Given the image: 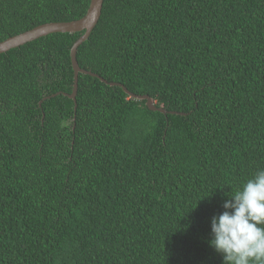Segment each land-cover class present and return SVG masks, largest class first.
<instances>
[{
    "label": "trees",
    "instance_id": "obj_1",
    "mask_svg": "<svg viewBox=\"0 0 264 264\" xmlns=\"http://www.w3.org/2000/svg\"><path fill=\"white\" fill-rule=\"evenodd\" d=\"M90 0H0V42ZM0 54V264H224L211 221L264 169V0H104L78 66Z\"/></svg>",
    "mask_w": 264,
    "mask_h": 264
},
{
    "label": "clouds",
    "instance_id": "obj_2",
    "mask_svg": "<svg viewBox=\"0 0 264 264\" xmlns=\"http://www.w3.org/2000/svg\"><path fill=\"white\" fill-rule=\"evenodd\" d=\"M211 221L210 245L224 264H264V169L257 170Z\"/></svg>",
    "mask_w": 264,
    "mask_h": 264
},
{
    "label": "water",
    "instance_id": "obj_3",
    "mask_svg": "<svg viewBox=\"0 0 264 264\" xmlns=\"http://www.w3.org/2000/svg\"><path fill=\"white\" fill-rule=\"evenodd\" d=\"M103 1L104 0H90L89 6L87 8V11L85 15L78 20H74L71 22H50V23H45L42 25H39L31 30H28L26 32H23L21 34L9 37L2 42H0V54L7 52L10 49L19 47L21 45H24L28 42L34 41L36 39H39L41 37H45L49 34L53 33H76V32H82L84 33L73 43L71 49H70V61H71V66L74 71V84H73V89L71 93H63V95L67 96L68 98L72 99L74 101V108L76 107V95H77V88H78V74H86L90 75L92 77H97L102 81L103 83L109 84L110 86H118L123 89V91L129 95L133 99L137 100H145L146 101V106L148 109L153 110V111H158L163 114L170 113V114H184V113H178L174 111L167 112L163 108H158L155 107L154 101L151 97L147 95H137L129 90L122 84L116 83V82H107L105 79L102 77L98 76L95 73H92L90 71H85L81 69L78 66L77 63V58H76V53H77V48L78 46L83 43L85 40L88 39L90 33L96 26L100 15L102 11V6H103Z\"/></svg>",
    "mask_w": 264,
    "mask_h": 264
}]
</instances>
